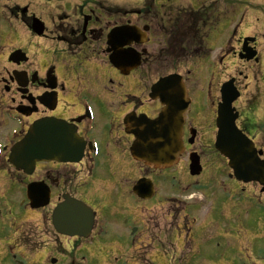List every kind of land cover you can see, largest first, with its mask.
<instances>
[{
    "label": "flooded vegetation",
    "instance_id": "af4514ba",
    "mask_svg": "<svg viewBox=\"0 0 264 264\" xmlns=\"http://www.w3.org/2000/svg\"><path fill=\"white\" fill-rule=\"evenodd\" d=\"M71 1L62 0L70 8L58 5L50 29L27 0H0V264H104L136 257L149 264H264V224L247 225L250 215L264 218V193L239 194V207L225 203L237 216L234 230H197L192 222L198 216L203 227L212 223L210 211L200 213L204 204L164 196L167 188L180 189L175 168L148 167L130 149L134 129L163 110L151 97L152 85L174 75L185 85L179 100L189 106L181 155L187 166L198 153L205 170L191 130L209 118L206 106L215 116L224 86L230 97L238 95L232 105L238 128L264 153V0H141L134 13L143 16L141 26L112 22L132 14L126 4L103 7L85 0L91 3L84 13L82 3ZM36 18L43 23L40 36L32 32ZM119 27L114 46H108V35ZM29 38L53 44L57 57L45 59L43 51L33 59ZM45 121L61 127L53 136L62 143L58 160L66 161H38L28 174L27 167L12 163V149L32 123ZM29 185L38 197L48 194L46 206L30 207ZM69 199L89 210L86 238L60 235L52 225L54 209ZM157 205L162 208L150 212ZM143 209L164 234L137 236ZM43 237L53 241L57 255L45 263ZM60 239L70 241L67 255L57 250ZM141 242L164 260H150L153 254L142 251Z\"/></svg>",
    "mask_w": 264,
    "mask_h": 264
},
{
    "label": "water",
    "instance_id": "95a60500",
    "mask_svg": "<svg viewBox=\"0 0 264 264\" xmlns=\"http://www.w3.org/2000/svg\"><path fill=\"white\" fill-rule=\"evenodd\" d=\"M118 33L112 32L108 36L111 46H114ZM111 62L117 64L119 60L117 62L112 59ZM183 93V85L179 84L175 77L162 79L154 86L153 96L159 98L166 108L159 119L153 122L143 121L142 130L138 129L135 132L137 141L132 148L134 157L155 167H166L176 161L181 150L180 134L185 106L174 104ZM231 101L232 99L226 98L224 106L218 109L215 149L228 158V165L236 180L243 183L256 182L262 185L264 190V161L258 157L261 153H256L253 144L234 124L236 115H233L230 109ZM59 129L61 127L52 122L33 123L25 138L12 150L13 163L17 167L27 166L30 171L37 161L58 160L60 154L58 148L62 143L60 137L53 136V132ZM197 164L198 158L192 157L191 174H197L199 171ZM28 193L32 207L37 208L46 204V201L39 203L35 187L30 186ZM52 215V225L59 233L84 235L80 224H86L88 213L82 204L67 200Z\"/></svg>",
    "mask_w": 264,
    "mask_h": 264
},
{
    "label": "rangeland",
    "instance_id": "374dc122",
    "mask_svg": "<svg viewBox=\"0 0 264 264\" xmlns=\"http://www.w3.org/2000/svg\"><path fill=\"white\" fill-rule=\"evenodd\" d=\"M28 1V5L29 8L35 13V15H37L41 20H44L48 26H50L51 24V18L52 15L56 12V9L58 7V5L63 6V4H65V8H70L71 3H63L62 0H27ZM83 1L85 2V0H78V5L82 3V8L84 10V13L87 12V10L89 9V2H85L83 4ZM93 1H102L101 6L103 7H107L110 5H125L129 6V9H132V14L128 16V18H124L122 16H117L113 17L114 20H112V22L115 24H117L118 22H128L130 21L131 24L135 25V26H141L142 24H145L144 20H143V16H140V14H134L139 12L138 10L142 7V5L140 6V2L141 0H93ZM107 1V2H106ZM71 2H76V0H72ZM95 2H93L91 6H95L97 5ZM89 3V4H87ZM142 4V3H141ZM104 13V12H103ZM105 13H107V11H105ZM52 25V24H51ZM106 24H102L101 28H104ZM51 29V26H50ZM156 35V34H155ZM154 35V36H155ZM158 37L156 36V39ZM158 40V39H157ZM28 52L31 53V55L34 57L38 58L37 52L39 54H41L44 51V58L48 59V60H53L55 59V57H57V55L55 53H52V48H53V44H50V42H47L46 40H30V38L28 39ZM161 73V71H160ZM208 112L211 113V109L207 108L206 109V115H208ZM195 127V129H197V141H196V148H198V150H202L203 151V166L205 167V170L202 171L203 175L200 176V178H197L196 182L197 183H201V185L203 186L204 184L209 186L208 189L206 190H199V191H194V189H192V187H185V185H187L189 182L187 181H192L193 179L191 177L188 176L187 174V170H186V159H181L179 161V163L175 166V170L174 173L177 176V186H179L178 190L176 189H169L167 188V190L165 191V197L167 198L168 196H176L177 198L180 196V198H191V199H198V198H217L218 201H215L212 204V209H211V215L212 217L209 219V222H213V225L215 226L216 229H218V231L220 230L221 227L227 226L228 228H231L234 230L233 227H237L234 224L235 219L237 218V216L233 215L230 212H227L229 209V206L225 203L230 204L231 206H237L238 205V200H239V190L240 192L246 193V194H258L259 193V189L257 186L254 185H249V187H246L245 190H242V185H236L234 181H231L229 179H226L225 174L226 173H230L228 167L225 165L226 161L224 159H222L215 151L213 148V141L215 138V128L213 125V117L212 115L209 116V118L205 119L203 122L198 123ZM212 130V131H211ZM198 179H200L198 181ZM195 181V180H193ZM185 188V190L183 189ZM165 202L164 200H162V203ZM200 203V201H198ZM205 205V208H209V203L211 202V200H209L208 202L202 201ZM262 204H264V196L261 200ZM161 203V205H162ZM161 205H157V206H153V207H148V209H150V212H153V214L155 212H158L159 208H162ZM153 211H152V210ZM200 213L204 214L206 211L204 209V207H202ZM138 210V209H137ZM149 212V213H150ZM139 214L141 215V218L143 220H141L139 218L138 223L140 224L141 228L140 231L138 233L137 236H143V237H149L150 233H153V235L155 234L156 236H159V234H164L166 231L164 229L162 233H160L158 230H156V228L154 227V224L149 222V220H146L145 216L147 214V211H139ZM264 214V213H263ZM256 215H260V212L256 213ZM199 218V216H198ZM254 219V221H253ZM157 221H161L159 224V226L161 227H166V225L168 224L167 222H164L161 218L158 217ZM163 221V222H162ZM248 223L247 225H255V226H260L259 224H264V218L261 217L258 220L257 216L254 217H248L247 219ZM208 222V223H209ZM32 224H35V221L32 220ZM219 224V226L217 225ZM203 221L201 220V218H199V222H198V226L200 228H204V229H208L210 224H207L205 227H203ZM238 225V224H237ZM198 229V228H196ZM214 229V228H213ZM154 235V236H155ZM155 236V237H156ZM147 240V239H146ZM144 241V240H143ZM40 242V241H39ZM41 246H43V255L45 257V261H48L50 258L52 257H57V255L55 254V250L53 247V241H50L49 239H47L46 237H43V239H41ZM145 242V241H144ZM57 250L59 251V253L65 254L67 255L69 247H70V241L66 240V239H60L59 241H57ZM144 244L141 242L139 244V246L141 247L142 251L148 252V254L152 253L153 254V250L149 249V250H144L142 248ZM141 252V251H140ZM140 254V253H139ZM256 256H258L257 254H255ZM244 256V254H243ZM245 257V256H244ZM33 258V257H32ZM64 260H67L68 257L65 256L63 257ZM172 259H176V261H174V263H177L178 259L176 256H173ZM150 260L152 261H160V260H164L161 256H157L155 254H153L150 257ZM264 261V259L262 260V262ZM148 262L144 257H140V258H135L132 259L130 261H125L123 259L119 260L118 262L112 261V259H109V261L103 260L104 264H148ZM95 263V262H94ZM244 263V261H243ZM62 264V262H61ZM153 264V263H150Z\"/></svg>",
    "mask_w": 264,
    "mask_h": 264
}]
</instances>
